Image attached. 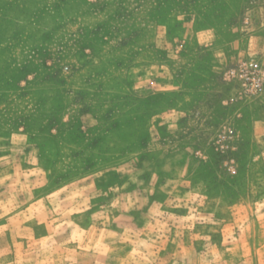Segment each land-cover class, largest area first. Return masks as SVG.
Returning a JSON list of instances; mask_svg holds the SVG:
<instances>
[{
  "label": "rangeland",
  "instance_id": "374dc122",
  "mask_svg": "<svg viewBox=\"0 0 264 264\" xmlns=\"http://www.w3.org/2000/svg\"><path fill=\"white\" fill-rule=\"evenodd\" d=\"M0 264H264V0H0Z\"/></svg>",
  "mask_w": 264,
  "mask_h": 264
}]
</instances>
